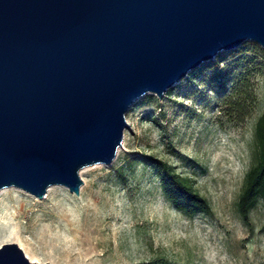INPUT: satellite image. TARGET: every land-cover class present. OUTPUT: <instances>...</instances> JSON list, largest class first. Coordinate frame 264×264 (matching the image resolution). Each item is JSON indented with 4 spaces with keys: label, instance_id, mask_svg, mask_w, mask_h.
<instances>
[{
    "label": "rangeland",
    "instance_id": "1",
    "mask_svg": "<svg viewBox=\"0 0 264 264\" xmlns=\"http://www.w3.org/2000/svg\"><path fill=\"white\" fill-rule=\"evenodd\" d=\"M211 62L131 107L134 135L125 130L111 165L80 172V196L3 189L0 247L17 244L37 264H264V200L248 221L238 210L264 114V49L248 41ZM149 157L190 180L211 212L177 211Z\"/></svg>",
    "mask_w": 264,
    "mask_h": 264
},
{
    "label": "water",
    "instance_id": "2",
    "mask_svg": "<svg viewBox=\"0 0 264 264\" xmlns=\"http://www.w3.org/2000/svg\"><path fill=\"white\" fill-rule=\"evenodd\" d=\"M248 41L264 49V0H0V192L80 196L139 99ZM0 264L37 263L6 244Z\"/></svg>",
    "mask_w": 264,
    "mask_h": 264
},
{
    "label": "trees",
    "instance_id": "3",
    "mask_svg": "<svg viewBox=\"0 0 264 264\" xmlns=\"http://www.w3.org/2000/svg\"><path fill=\"white\" fill-rule=\"evenodd\" d=\"M212 63V62H211ZM255 161L245 176L244 188L238 202V210L245 221L260 200H264V114L259 118L254 134ZM139 159L130 158L129 167L136 166ZM147 163L161 171V186L167 200L184 215L193 218L211 212V205L200 195L193 183L178 175L175 169L163 161L147 158Z\"/></svg>",
    "mask_w": 264,
    "mask_h": 264
},
{
    "label": "bare ground",
    "instance_id": "4",
    "mask_svg": "<svg viewBox=\"0 0 264 264\" xmlns=\"http://www.w3.org/2000/svg\"><path fill=\"white\" fill-rule=\"evenodd\" d=\"M55 187L51 186L47 192H51ZM5 191V190H4ZM4 191L2 190V192L0 193V196L4 193Z\"/></svg>",
    "mask_w": 264,
    "mask_h": 264
}]
</instances>
